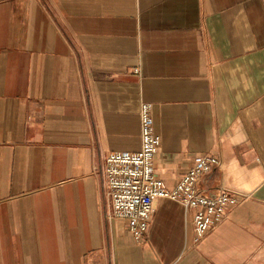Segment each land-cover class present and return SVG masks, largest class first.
I'll list each match as a JSON object with an SVG mask.
<instances>
[{"label":"crops","instance_id":"0c3cea01","mask_svg":"<svg viewBox=\"0 0 264 264\" xmlns=\"http://www.w3.org/2000/svg\"><path fill=\"white\" fill-rule=\"evenodd\" d=\"M141 102L167 189L208 154L199 191L247 197L197 245L177 201L113 216ZM0 264H264V0H0Z\"/></svg>","mask_w":264,"mask_h":264},{"label":"built area","instance_id":"2783aa9c","mask_svg":"<svg viewBox=\"0 0 264 264\" xmlns=\"http://www.w3.org/2000/svg\"><path fill=\"white\" fill-rule=\"evenodd\" d=\"M140 149L135 153H110L105 159L104 180L113 216L126 223L135 240L145 236L157 200L167 198L192 214L194 244L201 242L240 207L247 197L225 190L215 195L199 191V182L220 169L217 156H197L174 187L167 189L154 173V157L160 138L155 135L152 105L141 102L138 108Z\"/></svg>","mask_w":264,"mask_h":264}]
</instances>
